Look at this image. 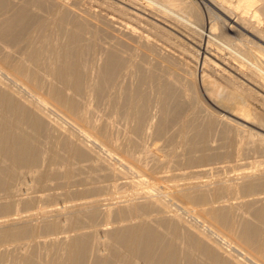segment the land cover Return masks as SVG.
I'll return each mask as SVG.
<instances>
[{
	"label": "bare ground",
	"instance_id": "6f19581e",
	"mask_svg": "<svg viewBox=\"0 0 264 264\" xmlns=\"http://www.w3.org/2000/svg\"><path fill=\"white\" fill-rule=\"evenodd\" d=\"M135 1L199 32L207 42L212 41L219 49L227 51L264 85V27H259L261 16L264 18V0H211L223 11L225 26L230 31L220 29L216 35V22L210 21L207 30L201 27L202 15L191 1ZM120 7L124 8V5ZM108 21L118 22L128 33L118 42L119 47L99 50L100 37L110 32ZM90 22L87 13L63 7L57 0H0V246L14 245L13 250L19 251L16 264H42V255L54 257L57 264H264V197L242 201L239 207L243 213L238 223L233 219V211L238 206L232 203L240 197L264 194V175H259L262 172L243 173L241 183L236 185L222 179L178 184L188 175L150 178L141 175L138 181L130 184V193L120 195L119 201L110 203L113 199L98 197L107 194L111 197L120 189L114 184L118 172L111 168L109 174L100 178L113 181L106 189L94 186L80 194H65L66 198L75 200L89 196V200L47 211L39 205L33 206L36 198L32 204L34 213L21 216V211H16L18 204L15 212H11L15 203L10 198L17 192L14 180L23 172L31 176L32 188L36 189L46 188L49 183L68 188L99 179L94 165L88 168L80 165L87 158L86 153L67 139L60 142L59 150L46 158L49 167L39 169L44 162L41 147L47 136L46 112H59L78 125L87 122V106L82 102L84 93L89 91L95 98H102L125 67L124 53L133 44V29L113 15L93 30ZM98 50L102 62L96 74L97 83L86 86L84 77ZM142 55V58L146 57L145 50ZM205 60L204 55L203 63ZM157 69L156 64L150 67L149 78H146L142 65L137 64V81L140 86L149 79L158 93L161 119L155 129L156 139L164 138L167 129L174 125L183 124L187 129L180 133L184 159L175 158L171 160L172 165L189 167L222 157L224 153L211 151L209 141L219 126L222 129L228 127L223 120L242 125L236 121L241 119L264 127V120L249 108L242 95L220 89L214 79L209 80L203 73L199 79L191 74L189 90L198 111L182 123L179 119L183 102L178 96L181 71L171 63L162 72ZM2 75L9 77L18 90L6 84ZM197 81L209 103L197 95ZM20 91L29 93L30 99H22ZM122 93L127 105L135 112L132 144L136 146L150 98L141 87ZM80 128L82 136L94 138L93 134ZM248 136L252 144L250 150L258 152L262 138L257 132H249ZM165 145L174 146L171 136L166 138ZM223 146L228 150L232 142L226 141ZM165 151L151 153L149 167L152 174L162 173ZM228 153L229 150L225 152ZM116 155L119 156L117 164L138 172V163L127 162ZM207 184L211 188L202 189ZM31 202L27 198L21 204L28 207ZM172 204L200 217L214 234L242 257L222 252L213 239H206L200 232L184 226ZM113 224L107 231L105 227ZM87 228L91 230L83 231ZM99 232L103 234L102 240L97 237ZM59 235L68 236L59 239ZM49 236L57 242L47 244L45 238ZM4 261L0 253V264Z\"/></svg>",
	"mask_w": 264,
	"mask_h": 264
},
{
	"label": "rangeland",
	"instance_id": "374dc122",
	"mask_svg": "<svg viewBox=\"0 0 264 264\" xmlns=\"http://www.w3.org/2000/svg\"><path fill=\"white\" fill-rule=\"evenodd\" d=\"M187 1H191L201 13L202 22L200 23V26L205 30L208 29L210 21H215L218 26L215 35L219 33L220 29L230 32L225 26L226 22L225 17L222 15L223 11L218 10L214 6L216 5L215 2L211 0ZM57 2L63 7H73L75 10H78V12L87 13L91 18L90 28L92 30L94 29V26L98 27L102 20L107 21V17L113 15L118 21H122L123 24H126L133 29L134 41L130 49L124 53L126 59L125 67L120 71L105 95L102 98H95L89 91L84 93L82 102L84 105L86 103L87 106V122L78 125L59 112H46L45 122L47 136L44 138L41 147L44 162L42 161L43 165H40L39 169L43 170L44 168L49 167V161L46 158L52 152L59 150L60 142L67 139L69 142L82 148L86 153L87 158L80 165L85 168L94 165L97 168L99 179H97L96 182H94V180L90 184L71 185L68 188L56 187L52 185L53 183H49L46 188L36 189L34 187L32 188L31 176L26 172H23L21 173L22 175H20L21 177L19 176L14 180L17 192L12 194V197L10 198L13 203H15V207L13 206L12 208L14 211L11 210V212H15L16 206L19 205L16 211H21V216H25L26 214H32L35 212L33 207L35 205V208L39 205L48 211L65 204L70 205L75 202L89 200L91 199L89 196L75 200L73 197L69 196L66 198L67 195L65 194H80L94 186L106 189L110 184H113V181H110V179L100 180V178L109 174L111 168H115L118 172L114 184L120 187V189L118 190V193L111 195V197H109V194L98 197L113 199L109 201L110 203L119 201L120 195L130 193V184H134L138 181L141 178V175H145L149 178L160 175H188L187 179L179 180L178 184L196 182L209 183L214 179H222L225 183H232L235 185L241 183V176L243 173L262 172V174L259 175H264V127L257 126L253 124L252 121L243 122V120L237 118L236 121L240 124L242 123V125L233 121L223 120L222 122L227 124L228 127L222 129L219 126L209 141V147L210 149L212 148L211 151L220 154L224 153L222 154V157L215 161L200 162L189 167L186 165H172L173 163L171 160L178 158L182 161V159H184L183 156L185 151L182 146L180 133L186 132L187 129L183 127V124L174 125L167 129L166 136H171L174 140V146L171 148L165 145L168 136L156 139L155 129L161 119L158 93L153 88L151 82H149V79L138 86V74L136 72L137 64L142 65L144 73L147 75V71L153 65L156 64L158 68L157 70L162 72L163 70H166L168 63H171L181 71V77L178 80V96L181 102H183L181 110L182 114H180L179 119L181 122L187 120L198 111L196 108L197 102L189 89L191 74H195L196 78L199 79L201 73L206 75L209 80L214 79L213 81L220 86V89L224 88V90H229L236 95H242L241 97L244 98L249 108L264 120V85L261 84L258 79L253 77L246 67L241 66V64L228 54L227 51L219 49L216 44L212 43V41L207 42V38L200 35L199 32H193L190 29L177 24L174 20L163 16V14L155 8L147 7L145 3L140 1L57 0ZM205 4L207 6H205ZM122 5H124V8H119V6ZM261 18L259 27L263 28L264 18L262 16ZM106 23L110 32L109 34L100 37L99 50L111 46L116 48L119 47L118 42L120 39L127 36L128 33L125 31L124 27L116 21H108ZM235 45L237 46L236 43ZM204 49L207 50L206 54L203 53ZM99 50L92 62L90 70L84 77V83L86 86L97 83L96 74L98 67L102 62V57H100L101 52ZM143 50L146 51L145 58H142ZM204 55L206 56V60L203 63ZM4 75H2V79L4 78L3 81L13 88V90H18L14 85L15 83L12 82L9 77L6 78ZM146 78H149V76L147 75ZM197 84L199 85L198 81ZM198 85L199 94L197 93V95L206 103L207 100L202 94V88ZM137 87H141L147 91L150 102L147 114L140 129L139 144L134 146L132 144V137L133 132L136 129L135 112L133 108L127 105V101L124 98L122 91H130ZM20 95L22 99H30V94L27 92L20 91ZM79 128L89 132V134H93L94 138H86L82 136L79 132ZM249 132H257L260 135L259 138H262L261 143L258 141L260 149L258 152L250 150L252 144L250 141L251 139L248 136ZM228 134L232 135L229 136ZM226 141H229L230 143L232 142V147L228 148V154H225V152L228 151L226 150L227 147L225 148L223 146ZM159 150H166L163 160L165 163L164 169H161L162 173L152 174L149 167V159L154 152ZM116 153L124 157L127 162L138 163V172L129 169L127 166L117 164L116 159L117 157L119 158V156H117ZM172 183L173 182H168V184ZM30 185L31 188H29ZM210 188L211 186L208 184L202 187V189ZM86 195H88V193ZM44 197L46 199L48 198L50 201H48V199L46 200ZM259 197H264V194L240 197L232 200L233 205L235 207L238 206L233 211V219L235 223H238L241 220L243 213V209L239 207V204L242 203V201L246 202ZM27 198L32 200L28 207L21 204V202L27 200ZM36 198L39 203H37ZM34 200L35 204H33ZM215 205L218 206V204ZM171 206L178 211V215L184 226L200 232L206 239H213L222 252L232 253L233 255L237 254V252H234V248L228 246L218 235L214 234L213 230L211 231L200 217L183 212L175 204H172ZM104 207L105 206L102 204L101 209ZM113 226L114 224L107 225V227H99H105L108 231ZM90 230V228H87L83 231L89 232ZM68 235H73V233H69ZM68 235H61V237L59 235V239ZM101 235L103 237V234H100V232L97 235L99 240L102 238ZM45 240L48 241L47 244L57 242V240H53L51 236L45 238ZM13 246L14 245L0 246V253H2L5 258L4 264H16L19 251H14ZM236 256L242 257L238 254ZM41 261L42 264H57L52 256L42 255Z\"/></svg>",
	"mask_w": 264,
	"mask_h": 264
}]
</instances>
